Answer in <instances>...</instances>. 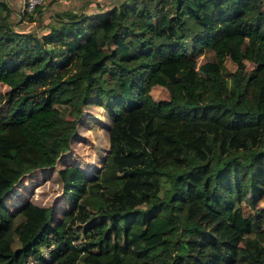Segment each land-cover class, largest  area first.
Returning <instances> with one entry per match:
<instances>
[{"label": "trees", "instance_id": "1", "mask_svg": "<svg viewBox=\"0 0 264 264\" xmlns=\"http://www.w3.org/2000/svg\"><path fill=\"white\" fill-rule=\"evenodd\" d=\"M11 13L0 0V264H264V0H123L56 12L41 34ZM88 105L111 120L105 165L93 182L60 168L70 208L54 222V206L24 202L14 247L5 196L56 164ZM167 124L192 135L162 147Z\"/></svg>", "mask_w": 264, "mask_h": 264}, {"label": "rangeland", "instance_id": "2", "mask_svg": "<svg viewBox=\"0 0 264 264\" xmlns=\"http://www.w3.org/2000/svg\"><path fill=\"white\" fill-rule=\"evenodd\" d=\"M12 7L11 20L15 27L22 31H33L38 34L44 33L49 26L56 23V12L65 10H77L84 13H95L114 5H119L123 0H45L37 6L31 13H24L22 5L24 0H8ZM39 9L42 12H39ZM32 15V19L30 16ZM212 51L207 50L204 54L197 57L198 65L211 58ZM247 69L251 70L254 62L245 60ZM226 66L233 70L236 65L233 64L230 57L225 60ZM9 87L6 84L0 86V91L6 93ZM151 93L155 99L168 98L169 90L164 84H157L152 88ZM78 104L70 106L64 105L61 109L66 113L77 107ZM9 105L6 101L0 102V118L4 116ZM65 107V108H63ZM84 114L77 126L76 134L70 142L69 149L59 153L57 162L52 167L38 168L24 175L11 191L5 196L6 203L13 210L14 216V247L19 246V230L25 221L21 213V205L26 201H33L40 205L54 206L53 221L59 222L63 219L65 210L70 208V199L64 197L63 185L59 178L58 171L67 165H80L89 175L93 182L102 166L106 163V157L111 152V146L108 140V127L110 119L105 115L101 106L88 105L84 106ZM223 110L222 108H220ZM221 117H226L221 115ZM72 118V114L68 115ZM162 147L171 144L175 137L189 138L192 132L182 125L167 124L160 129ZM168 189L166 182L161 187V193H165ZM257 207L261 211L262 222L264 225V200H261ZM242 208L246 215L254 217V208L245 201ZM49 248L44 253L48 255ZM31 260L28 264H33Z\"/></svg>", "mask_w": 264, "mask_h": 264}, {"label": "built area", "instance_id": "3", "mask_svg": "<svg viewBox=\"0 0 264 264\" xmlns=\"http://www.w3.org/2000/svg\"><path fill=\"white\" fill-rule=\"evenodd\" d=\"M44 1L45 0H24L22 11L24 13H31L37 8L38 5H40Z\"/></svg>", "mask_w": 264, "mask_h": 264}, {"label": "crops", "instance_id": "4", "mask_svg": "<svg viewBox=\"0 0 264 264\" xmlns=\"http://www.w3.org/2000/svg\"><path fill=\"white\" fill-rule=\"evenodd\" d=\"M155 86H156V85H155ZM155 86H154V87H155Z\"/></svg>", "mask_w": 264, "mask_h": 264}]
</instances>
